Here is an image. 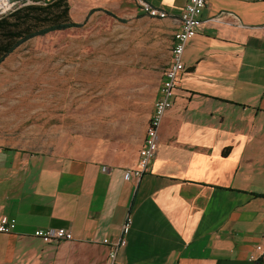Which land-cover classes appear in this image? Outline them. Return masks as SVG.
<instances>
[{"label": "crops", "instance_id": "crops-1", "mask_svg": "<svg viewBox=\"0 0 264 264\" xmlns=\"http://www.w3.org/2000/svg\"><path fill=\"white\" fill-rule=\"evenodd\" d=\"M139 1L167 17L143 16ZM186 1L68 0L73 21L102 9L124 29L116 79L105 85L116 87L120 145L92 148L95 141L75 137L51 154L0 146V220H15L12 233L0 234V264H108L103 240L118 238L128 214L118 264H259L249 257L264 232V0H206L155 156L141 179L125 178L137 165ZM146 34L152 57L142 64ZM47 228L73 239L32 236Z\"/></svg>", "mask_w": 264, "mask_h": 264}, {"label": "rangeland", "instance_id": "rangeland-1", "mask_svg": "<svg viewBox=\"0 0 264 264\" xmlns=\"http://www.w3.org/2000/svg\"><path fill=\"white\" fill-rule=\"evenodd\" d=\"M5 1L0 15L17 4ZM123 30L99 12L84 28L33 38L9 55L0 64V146L51 154L68 149L75 137L82 145L83 139L95 141L92 148L120 145L113 118L116 87L105 85L116 79V35ZM151 39L146 34L141 41L142 64L152 57Z\"/></svg>", "mask_w": 264, "mask_h": 264}, {"label": "built area", "instance_id": "built-area-1", "mask_svg": "<svg viewBox=\"0 0 264 264\" xmlns=\"http://www.w3.org/2000/svg\"><path fill=\"white\" fill-rule=\"evenodd\" d=\"M139 11L143 16L151 19H165L167 13L152 7L150 4L139 1ZM206 7V0H187L179 16V28L173 35V43L170 49V61L164 70L158 98L154 103L153 112L147 122L142 146L138 152V161L134 169L126 171L125 178L131 177L137 180L147 172L148 166L157 150L159 127L167 111L172 107L179 73L183 67V53L187 42L192 39L201 24V15ZM264 32V28H263ZM132 224V216L126 215L121 226L120 235L110 242L103 240L108 246V264H118V253L126 246V238ZM15 220L3 218L0 220V234H10L14 231ZM32 236L44 242H67L73 239L72 234L65 228L36 229ZM257 256H250V261L258 262L264 254V232L261 242L256 245Z\"/></svg>", "mask_w": 264, "mask_h": 264}, {"label": "trees", "instance_id": "trees-1", "mask_svg": "<svg viewBox=\"0 0 264 264\" xmlns=\"http://www.w3.org/2000/svg\"><path fill=\"white\" fill-rule=\"evenodd\" d=\"M14 8L0 15V64L19 46L27 41L45 36L49 33L81 29L87 18L94 12H103L116 17L102 9H92L82 23L70 17L68 0H16ZM228 151L226 149L224 154ZM264 264V254L258 261Z\"/></svg>", "mask_w": 264, "mask_h": 264}, {"label": "bare ground", "instance_id": "bare-ground-1", "mask_svg": "<svg viewBox=\"0 0 264 264\" xmlns=\"http://www.w3.org/2000/svg\"><path fill=\"white\" fill-rule=\"evenodd\" d=\"M6 4L5 0H0V6H4Z\"/></svg>", "mask_w": 264, "mask_h": 264}]
</instances>
